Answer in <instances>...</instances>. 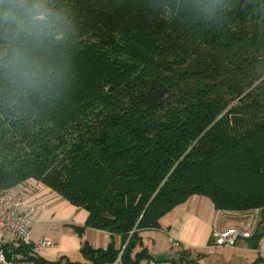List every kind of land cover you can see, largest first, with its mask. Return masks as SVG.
Wrapping results in <instances>:
<instances>
[{"label": "trees", "instance_id": "trees-1", "mask_svg": "<svg viewBox=\"0 0 264 264\" xmlns=\"http://www.w3.org/2000/svg\"><path fill=\"white\" fill-rule=\"evenodd\" d=\"M29 180L109 234L82 264L148 258L194 194L263 214L264 0H0V188Z\"/></svg>", "mask_w": 264, "mask_h": 264}, {"label": "crops", "instance_id": "crops-1", "mask_svg": "<svg viewBox=\"0 0 264 264\" xmlns=\"http://www.w3.org/2000/svg\"><path fill=\"white\" fill-rule=\"evenodd\" d=\"M26 186L32 188V191L26 194L25 201L35 207L31 237L33 240L45 238L51 242L49 246L32 245V254L46 261H56L61 258V264H82L86 260L80 251L83 243L87 242L93 247H106L110 240L106 231L86 227L83 233L78 234L74 229L75 226H82L85 223L87 215L83 209L73 206L41 182L29 180ZM239 214L240 211L216 210L210 198L194 194L162 217L159 228L140 232L142 246L147 249L149 257L141 259L137 264H204L205 250L213 252L212 229L230 228L236 221L244 220ZM260 217V224L255 232L264 227L262 221L264 217L262 214ZM150 233H156L152 236L151 246L146 242L147 237L151 238ZM253 235L239 238L234 246L238 245L241 248L242 245L250 243ZM263 239L264 237H261L258 244L264 242ZM114 240L116 246H119V237L116 236ZM156 243L159 246L156 247ZM1 244L5 245L0 241ZM140 247L138 245L134 251ZM250 251L260 254L259 248ZM260 259L262 260L260 263H264L262 256L256 260L255 257L251 258L246 263ZM17 264L40 263L24 260L21 256L17 259Z\"/></svg>", "mask_w": 264, "mask_h": 264}, {"label": "built area", "instance_id": "built-area-1", "mask_svg": "<svg viewBox=\"0 0 264 264\" xmlns=\"http://www.w3.org/2000/svg\"><path fill=\"white\" fill-rule=\"evenodd\" d=\"M23 188V189H22ZM32 188L24 185L20 188H0V241L6 245L18 247L20 245L49 246L50 240L40 238L33 240L31 237V223L35 213V207L25 201L26 194L30 193ZM250 215H243L248 218ZM263 216H264V211ZM248 233H242L234 228L212 229L211 245L216 246H234L239 238H247ZM0 245V264H17V259L21 257L16 253L12 258H8L6 251ZM121 264L119 257L112 263Z\"/></svg>", "mask_w": 264, "mask_h": 264}, {"label": "rangeland", "instance_id": "rangeland-1", "mask_svg": "<svg viewBox=\"0 0 264 264\" xmlns=\"http://www.w3.org/2000/svg\"><path fill=\"white\" fill-rule=\"evenodd\" d=\"M261 214L262 213L260 211H256L248 218H244V220L236 221L234 224L231 225L230 228H234L237 231L242 232V233H248L251 236L252 234H254L253 232H255V230L258 228V225L260 224ZM263 229L264 227L261 228V231H263ZM153 234H156V233H153ZM153 234L151 235V238L149 237L146 238V242L150 246H151V240L153 238L152 237ZM261 237L262 238L264 237V231ZM249 245L252 248H250ZM157 246H159L158 243H156V247ZM212 248L213 249L211 250H213V252L211 253L205 250L204 254L206 256V259H204V262H203L204 264H244L246 263L247 260L250 261V259L254 257H255V260L260 258V256L264 258V242L263 241L259 242L257 246H254V243L250 241V243L246 245H242L241 248H239L238 245L236 247L235 246H223V247L212 246ZM256 248L260 249V254L256 253V251H253V252L250 251V250H256ZM186 264H189V263H186Z\"/></svg>", "mask_w": 264, "mask_h": 264}, {"label": "water", "instance_id": "water-1", "mask_svg": "<svg viewBox=\"0 0 264 264\" xmlns=\"http://www.w3.org/2000/svg\"><path fill=\"white\" fill-rule=\"evenodd\" d=\"M258 264H264V263H258Z\"/></svg>", "mask_w": 264, "mask_h": 264}]
</instances>
